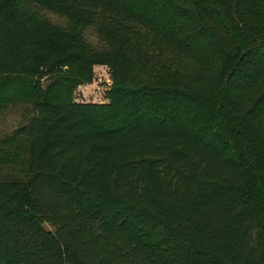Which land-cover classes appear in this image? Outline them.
<instances>
[{
  "label": "trees",
  "instance_id": "trees-1",
  "mask_svg": "<svg viewBox=\"0 0 264 264\" xmlns=\"http://www.w3.org/2000/svg\"><path fill=\"white\" fill-rule=\"evenodd\" d=\"M7 106L0 264H264V0H0Z\"/></svg>",
  "mask_w": 264,
  "mask_h": 264
},
{
  "label": "rangeland",
  "instance_id": "rangeland-1",
  "mask_svg": "<svg viewBox=\"0 0 264 264\" xmlns=\"http://www.w3.org/2000/svg\"><path fill=\"white\" fill-rule=\"evenodd\" d=\"M49 18H51L53 21L64 23L65 19L64 17H60L57 14L48 13ZM88 36L89 40L97 44L98 38L96 33L92 30H88ZM95 73L96 78L92 83L81 85L76 91V99L79 101H86V102H103L106 101V95L108 86L111 82L110 79V72L107 66L104 65H97L95 66ZM29 113V110L26 106H16V107H10L7 106L6 108H3L0 110V144L2 140H6L7 138L11 137L14 132L17 131L19 126L22 125V123L25 122V117L27 118ZM22 137H18L17 140H20ZM16 140V141H17ZM21 143L18 141L17 147L19 151V157H22V153L25 149V146L23 144V139L20 140ZM7 146V144H5ZM8 146H11L8 144ZM1 152L6 153V151H9V148L6 147V149L0 148ZM19 163L24 165V160L20 159ZM9 167L1 168L0 167V177L7 178L9 177ZM47 228H50L49 224H46Z\"/></svg>",
  "mask_w": 264,
  "mask_h": 264
}]
</instances>
